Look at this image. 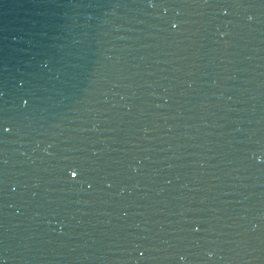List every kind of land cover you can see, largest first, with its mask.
I'll return each instance as SVG.
<instances>
[{"label": "water", "instance_id": "95a60500", "mask_svg": "<svg viewBox=\"0 0 264 264\" xmlns=\"http://www.w3.org/2000/svg\"><path fill=\"white\" fill-rule=\"evenodd\" d=\"M0 264H264V0H0Z\"/></svg>", "mask_w": 264, "mask_h": 264}, {"label": "clouds", "instance_id": "9594fccd", "mask_svg": "<svg viewBox=\"0 0 264 264\" xmlns=\"http://www.w3.org/2000/svg\"><path fill=\"white\" fill-rule=\"evenodd\" d=\"M75 173V172H74ZM74 173H72V175H76V173L74 174Z\"/></svg>", "mask_w": 264, "mask_h": 264}, {"label": "snow or ice", "instance_id": "6c2138e0", "mask_svg": "<svg viewBox=\"0 0 264 264\" xmlns=\"http://www.w3.org/2000/svg\"><path fill=\"white\" fill-rule=\"evenodd\" d=\"M75 174V173H74Z\"/></svg>", "mask_w": 264, "mask_h": 264}]
</instances>
